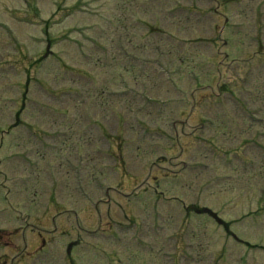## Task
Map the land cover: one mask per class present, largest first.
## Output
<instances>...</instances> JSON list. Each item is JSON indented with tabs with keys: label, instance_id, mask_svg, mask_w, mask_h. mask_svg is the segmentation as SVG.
Returning <instances> with one entry per match:
<instances>
[{
	"label": "rangeland",
	"instance_id": "1",
	"mask_svg": "<svg viewBox=\"0 0 264 264\" xmlns=\"http://www.w3.org/2000/svg\"><path fill=\"white\" fill-rule=\"evenodd\" d=\"M178 5L189 6L191 12L181 13ZM156 25L165 35L155 28L150 32ZM160 54L162 61L168 57L174 63L172 75L171 68L158 64ZM246 61L252 68L244 67ZM140 84L148 90L146 97L161 99L170 109L141 113L142 103L133 95L109 98L111 92L139 93ZM18 111L30 131L23 125L9 130ZM176 120L181 123L170 125ZM263 123L264 0H0V132L5 126L16 134L9 142L3 134L7 148L0 152V230L12 227L9 232L14 233L8 249L0 234V264H10L24 245L20 259L31 261L30 252L41 250L42 238L51 232L53 215L69 231L66 239L58 235L59 240L72 241V246L80 240L83 264H264V210L257 207L264 202V162L262 166L256 159L259 146L264 147L259 131ZM121 129L131 174L141 177L127 188L128 168L120 159L116 177L114 157L104 154L108 145L102 137L120 135ZM61 148L66 151L59 154ZM19 152L35 165L24 159L1 161ZM41 152H46L44 161H38ZM161 157L168 161L151 166ZM195 162L206 166L194 170ZM75 169L84 188L74 182ZM96 172L115 185L110 200L100 205L96 201L101 194L81 199L96 190L89 186ZM52 175L61 184L51 195ZM154 175L163 180L164 189L184 188L189 197L211 180L203 189L216 204L234 206L229 219L239 220L245 208L242 215L250 218L237 226L241 231L232 232L234 237L212 222L195 220L186 234L202 226L200 246L173 256L176 239L170 236L177 232L182 212L154 199ZM103 182L99 176L95 185ZM24 183L29 184L26 191ZM129 191L136 200L131 202ZM31 199L41 212L49 202L53 206L43 219H36L40 212L33 209L32 218L21 210L17 219L19 202ZM216 208L223 214V208ZM129 210L132 220H142L141 231L132 224ZM113 228H119L116 242ZM90 230H96L91 233L96 237L87 234ZM44 246L50 251L59 244ZM59 248L55 254L61 257ZM53 256L46 255L44 264H62Z\"/></svg>",
	"mask_w": 264,
	"mask_h": 264
}]
</instances>
